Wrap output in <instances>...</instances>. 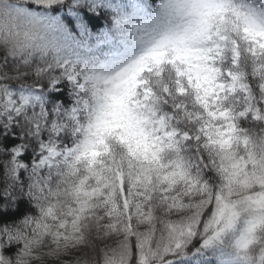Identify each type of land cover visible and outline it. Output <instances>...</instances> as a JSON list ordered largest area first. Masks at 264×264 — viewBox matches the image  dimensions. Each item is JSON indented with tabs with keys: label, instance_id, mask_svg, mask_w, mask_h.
I'll return each instance as SVG.
<instances>
[{
	"label": "snow or ice",
	"instance_id": "6c2138e0",
	"mask_svg": "<svg viewBox=\"0 0 264 264\" xmlns=\"http://www.w3.org/2000/svg\"><path fill=\"white\" fill-rule=\"evenodd\" d=\"M0 264H264V0H0Z\"/></svg>",
	"mask_w": 264,
	"mask_h": 264
}]
</instances>
